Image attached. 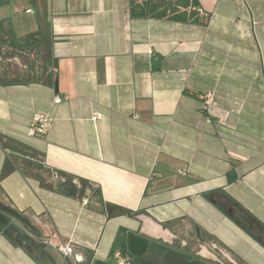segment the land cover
<instances>
[{"label": "crops", "instance_id": "1", "mask_svg": "<svg viewBox=\"0 0 264 264\" xmlns=\"http://www.w3.org/2000/svg\"><path fill=\"white\" fill-rule=\"evenodd\" d=\"M3 1L4 31L45 38L58 84L0 85V204L30 223L43 264H264L231 220L264 229V0H186L204 26L132 18L131 0ZM30 155L75 193L14 169ZM98 191L135 216L109 218ZM0 264L40 263L2 234Z\"/></svg>", "mask_w": 264, "mask_h": 264}, {"label": "trees", "instance_id": "2", "mask_svg": "<svg viewBox=\"0 0 264 264\" xmlns=\"http://www.w3.org/2000/svg\"><path fill=\"white\" fill-rule=\"evenodd\" d=\"M6 4V1L0 0V8ZM186 7V0H141L140 2H137V0H131L130 15L135 19H168L177 22H190L201 26L207 24L209 16L200 15L197 11L187 12ZM181 8H184L185 10H181ZM2 25V22H0V50L2 48H9L12 52L27 50L33 53L35 57L34 61L36 62L39 58L38 55L44 47L43 41L45 40V38L38 36L39 34L37 33L26 35L23 38H16L13 33L5 32ZM151 58L152 64L155 65V63H157L156 56H152ZM50 59L51 57L49 56V58L42 63L40 71L36 72L38 73V76H35V78L29 80H6L0 77V85L7 86L28 83H41L42 85L53 87L55 74L51 69ZM32 69L33 68H31L30 72H32ZM28 157L31 158V160L23 159L20 163H18L17 159H13L12 164L14 169L18 170L24 177L35 179L39 181L40 184H42V186H44L45 188L53 190L52 183H45L44 180L34 174L36 171H45L41 161L34 162V160H32L35 159L34 156L30 155ZM8 173V169L6 168V166H4L1 173V178H3ZM55 176L61 177L66 181H70V179L63 174H54V177ZM50 178H52V176L47 175L46 181ZM78 183L80 186V191L77 196L81 199L82 197H84V190L89 188V185L82 180H79ZM96 195H98L97 202L103 207L109 218L118 216H135V214L130 211L104 204L99 191L98 193H96ZM231 220L236 223V225H238L242 230H244L248 235H250V237H252L257 243L264 247V229L261 231L249 230L244 224L242 216L240 214L231 217ZM25 222L28 224L27 229H29L30 232L32 231V233L34 232L33 234L35 235V231L30 223L27 221ZM3 230L4 228L0 226V235L3 234ZM4 237L9 240L15 247L21 248L28 252L30 256L38 263L43 264L42 257L36 249L37 243L34 240L16 242L14 233H9Z\"/></svg>", "mask_w": 264, "mask_h": 264}, {"label": "rangeland", "instance_id": "3", "mask_svg": "<svg viewBox=\"0 0 264 264\" xmlns=\"http://www.w3.org/2000/svg\"><path fill=\"white\" fill-rule=\"evenodd\" d=\"M35 62L32 52L27 50L12 52L9 48L0 50V77L6 80H29L38 76L42 63L46 61V49H42ZM32 69V72L30 70ZM34 174L46 181L45 171H36Z\"/></svg>", "mask_w": 264, "mask_h": 264}, {"label": "water", "instance_id": "4", "mask_svg": "<svg viewBox=\"0 0 264 264\" xmlns=\"http://www.w3.org/2000/svg\"><path fill=\"white\" fill-rule=\"evenodd\" d=\"M57 61H52V68L57 69ZM54 92L57 94L58 92V84L57 80L53 83ZM53 187L56 191L71 196L75 193V188L72 184L63 181L62 179H56L53 182ZM246 224L249 230L258 231L261 230V226L251 217H247ZM27 223L23 220V218L11 211L10 209L2 206L0 204V226L4 228L3 235H8L9 233L15 234V241L22 242L32 240L33 236L27 231ZM196 236H199V231L196 229ZM232 264H235L231 261Z\"/></svg>", "mask_w": 264, "mask_h": 264}, {"label": "built area", "instance_id": "5", "mask_svg": "<svg viewBox=\"0 0 264 264\" xmlns=\"http://www.w3.org/2000/svg\"><path fill=\"white\" fill-rule=\"evenodd\" d=\"M195 9L200 15H204L203 12L199 8H195ZM27 12L29 13L30 11H27ZM59 101H60L59 97H55V102L58 103ZM211 102H212L211 97L208 96V98L206 99V103L203 106V110L205 114L208 113V106L211 104ZM98 119H100V116L95 114L93 116V120H98ZM50 123H51V119L48 115L41 114V113L36 114L33 117L32 122L30 124L29 133L41 138L48 131ZM82 201L84 205L88 203L87 199H83ZM58 251L64 257H70L73 253V248L70 244H65V245L58 246ZM116 260L118 261L119 264H128V262L123 260L119 254L116 255ZM216 260L220 261V258H217Z\"/></svg>", "mask_w": 264, "mask_h": 264}, {"label": "flooded vegetation", "instance_id": "6", "mask_svg": "<svg viewBox=\"0 0 264 264\" xmlns=\"http://www.w3.org/2000/svg\"><path fill=\"white\" fill-rule=\"evenodd\" d=\"M258 231H261V230H258Z\"/></svg>", "mask_w": 264, "mask_h": 264}]
</instances>
